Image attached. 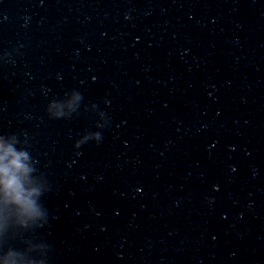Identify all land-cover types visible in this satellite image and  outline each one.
I'll use <instances>...</instances> for the list:
<instances>
[{
    "label": "water",
    "instance_id": "water-1",
    "mask_svg": "<svg viewBox=\"0 0 264 264\" xmlns=\"http://www.w3.org/2000/svg\"><path fill=\"white\" fill-rule=\"evenodd\" d=\"M0 264H264V0H0Z\"/></svg>",
    "mask_w": 264,
    "mask_h": 264
},
{
    "label": "clouds",
    "instance_id": "clouds-1",
    "mask_svg": "<svg viewBox=\"0 0 264 264\" xmlns=\"http://www.w3.org/2000/svg\"><path fill=\"white\" fill-rule=\"evenodd\" d=\"M26 153L18 152L11 143L0 141V192L20 191L21 176L27 171Z\"/></svg>",
    "mask_w": 264,
    "mask_h": 264
}]
</instances>
